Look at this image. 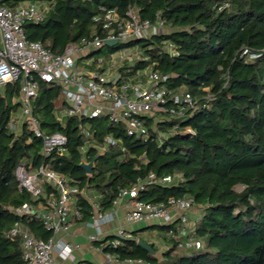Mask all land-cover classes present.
Segmentation results:
<instances>
[{
    "label": "trees",
    "instance_id": "trees-1",
    "mask_svg": "<svg viewBox=\"0 0 264 264\" xmlns=\"http://www.w3.org/2000/svg\"><path fill=\"white\" fill-rule=\"evenodd\" d=\"M23 1L1 0L8 6ZM52 8L41 23H27L25 33L53 53H61L70 43H79L95 32L103 37V11L117 10L124 16L131 7L142 19L154 21L160 15L168 32L138 39L126 46L142 49L143 59L125 63L119 71L134 77L152 68L166 75L168 90L188 92L196 107L183 117L160 111L157 117L144 116L147 140L130 136L123 123H112L106 115L57 118V109L66 104L62 88L40 81L34 113L47 133L67 137L65 151L42 153V140L27 124L11 127L20 109L15 101L19 82L0 88V264H27L23 258L22 235H7L15 223L39 239L49 241L54 233L30 214H18L24 204H47L59 193L52 184L41 183L34 196L20 184L16 169L26 161L29 170L46 165L70 178V185L91 188L101 196L102 210L114 207L119 191L150 173L174 178L168 185H149L139 200L168 204L172 198L191 197L201 209L194 234L203 239L199 249L179 248L167 232L175 224H149L161 232L166 244L162 258L158 247L151 254L138 244L141 228L130 231L118 247L114 235L95 241L93 246L120 260L142 259L154 264H264V0H49ZM227 3L228 7L222 8ZM176 49L171 54L165 43ZM125 45H106L107 56ZM103 49L97 51L101 52ZM96 52V53H97ZM258 56L249 60V55ZM174 105L168 99V108ZM91 125L94 143L84 146L82 129ZM187 129L188 133H182ZM112 135L121 145H109L100 153L104 139ZM163 135V136H161ZM85 148V149H84ZM94 161L89 173L82 161ZM86 221L93 207L79 195ZM146 241V240H145Z\"/></svg>",
    "mask_w": 264,
    "mask_h": 264
},
{
    "label": "built area",
    "instance_id": "built-area-1",
    "mask_svg": "<svg viewBox=\"0 0 264 264\" xmlns=\"http://www.w3.org/2000/svg\"><path fill=\"white\" fill-rule=\"evenodd\" d=\"M225 7H228L227 3L220 9ZM51 8L52 2L49 0L23 1L13 7L0 0V86L19 82V93L14 100L20 103V109L13 114L10 125L14 128L27 124L34 135L42 140L44 155L55 150L64 152L67 137L61 132L47 133L40 128V120L34 113L40 81L54 82L61 86L66 101L56 112L61 122L69 116L83 118L104 114L112 123H123L128 135L144 140L150 135L142 117H157L160 111L183 117L196 107L190 93L168 90L164 85L167 76L157 70L148 68L139 71L134 77H126L114 68L115 54H122L124 49H128V43L169 31L160 15L151 21L142 19L135 7L129 8L124 16L117 10L101 7L103 13L97 18L104 21L103 28L106 33L103 37L94 32L90 38L68 44L63 52L53 53L41 42L30 40L25 33L27 23L43 22ZM107 39L117 40L116 44L125 47L109 56L94 58V53L106 46ZM164 46L171 54L176 53L171 43L167 42ZM257 56L251 53L249 60ZM143 58L142 55L141 59ZM80 62L86 68H79ZM168 99L174 103L170 108L166 106ZM82 132L86 148L94 143L95 131L87 124ZM188 132L189 129L182 133ZM120 143V139L109 135L99 147L100 153L109 145H120L125 149ZM16 176L20 184L34 196L41 194L40 184L44 182L52 184L59 193L58 197L49 198L47 204H24L14 209L18 214H30L40 218L45 227L54 233L49 241H44L22 229L19 223L10 228L7 233L9 237L22 235L23 258L27 264H99L88 260H75L72 255L74 246L64 238L71 225L83 218L78 205L79 195L86 197L94 211L92 218L85 221L87 226L94 229L88 235L90 243L104 239L103 225L113 219L119 201L127 199L129 209L125 219L129 223L175 224V229L168 231L167 235L175 240L179 248L199 249L204 245L203 239L194 234L195 222L189 217L195 207L193 198H172L168 204L139 200L140 193L149 185H168L174 181L171 176L157 177L150 173L145 179L121 188L114 207L106 211L100 207L98 199L101 195L96 190L79 189L70 185L67 175L46 165L29 170L26 161H22L16 169ZM113 235L114 238L109 242L112 247H118L121 239L131 237L130 231L121 226ZM98 250L102 251L99 248ZM102 252L104 260L100 264H154L142 259L120 260L114 254Z\"/></svg>",
    "mask_w": 264,
    "mask_h": 264
},
{
    "label": "crops",
    "instance_id": "crops-1",
    "mask_svg": "<svg viewBox=\"0 0 264 264\" xmlns=\"http://www.w3.org/2000/svg\"><path fill=\"white\" fill-rule=\"evenodd\" d=\"M128 209H129V200H127V199L120 200L119 204L115 207L113 219L111 221L105 223L102 227L103 231L105 232L104 233V239L109 235H113L119 226L125 227L129 231L137 230L136 225H133V224H129V225L126 224L125 225L122 222V220H120V218H121L120 216H122L125 219V215H126V212L128 211ZM121 214H123V215H121ZM200 214H201V209L194 207V209L189 213V217L192 219H195V218L199 217ZM116 220L119 222H116ZM114 221L116 222V224H113ZM142 223H144L145 226L141 227V228H146L149 226V223L140 222V224H142ZM141 228H138V229H141ZM93 232H94V229L87 226L85 221H75L71 225L69 232L66 234V236L64 238L74 246L73 251H72V255H73V258L75 260H86L85 257H88L89 251H91L93 249L92 243H90V244L87 242L85 244L77 243V242H75V237L81 233H86V235L88 236L89 234H91ZM140 235L148 243L155 244L158 248L160 245H166L165 243L161 242L162 241V238H161L162 234L156 228H153V227L146 228L140 233ZM95 252H97V251H95ZM159 252H160V250H158L157 256H159L158 255ZM97 254L100 255V257H102V261H103L104 260V253L102 251H98ZM55 259L57 260V258H55Z\"/></svg>",
    "mask_w": 264,
    "mask_h": 264
},
{
    "label": "rangeland",
    "instance_id": "rangeland-1",
    "mask_svg": "<svg viewBox=\"0 0 264 264\" xmlns=\"http://www.w3.org/2000/svg\"><path fill=\"white\" fill-rule=\"evenodd\" d=\"M107 52H108V48L105 46L103 48V51L101 52H97V53H94L93 57L94 58H97V57H106L107 55ZM142 51L137 47V46H134V47H129L128 49H124L123 50V53L122 54H115V62H113V65L115 66L114 68L116 69V71L119 70V68L124 65L125 63H134L135 61L139 60L142 58ZM128 57H131V59L128 60ZM79 68H86L85 65H83L82 62L79 63ZM3 85L0 86V88H2ZM61 108V106L59 107ZM20 126V125H19ZM123 215V214H121ZM120 220H122V222L126 225V224H133V225H136V229L138 228H141V227H144L145 224L142 223L140 224V222H134V223H129L126 219H124L122 216H120ZM116 222H119L116 220ZM116 222L114 221L113 224H116ZM69 239V238H68ZM75 242L77 243H81V244H85L86 242L90 244V240L88 239V236L86 235V233H81L79 235H77L75 237ZM166 245H160L158 250H160V252L158 253L159 257L158 258H162V251L165 249ZM93 248V249H92ZM92 250L89 251L88 253V257H85L86 260L88 261H92V262H95V263H102V257H100V255L97 254V252L99 251L98 250V247H94L92 246ZM163 249V250H162ZM97 251V252H95Z\"/></svg>",
    "mask_w": 264,
    "mask_h": 264
},
{
    "label": "water",
    "instance_id": "water-1",
    "mask_svg": "<svg viewBox=\"0 0 264 264\" xmlns=\"http://www.w3.org/2000/svg\"><path fill=\"white\" fill-rule=\"evenodd\" d=\"M106 45H109V46H112V45H115L117 43V40H110V39H107L105 41ZM100 153H98L94 159L92 161H88V162H85V161H82L81 162V166L87 171V172H91L93 170V167H94V161L96 160V158L99 156ZM138 244L140 246H142L143 248H145L146 250H148L151 254H155L156 253V250L153 248V246L148 243L147 241L143 240V239H139L138 240Z\"/></svg>",
    "mask_w": 264,
    "mask_h": 264
}]
</instances>
